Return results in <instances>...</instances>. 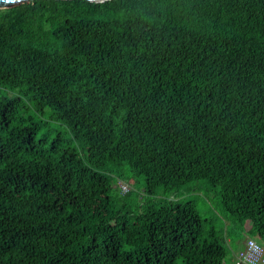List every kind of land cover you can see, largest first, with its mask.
Instances as JSON below:
<instances>
[{
  "label": "trees",
  "instance_id": "obj_1",
  "mask_svg": "<svg viewBox=\"0 0 264 264\" xmlns=\"http://www.w3.org/2000/svg\"><path fill=\"white\" fill-rule=\"evenodd\" d=\"M0 88V264H224L195 204L153 199L197 180L264 233V0L0 10Z\"/></svg>",
  "mask_w": 264,
  "mask_h": 264
},
{
  "label": "rangeland",
  "instance_id": "obj_2",
  "mask_svg": "<svg viewBox=\"0 0 264 264\" xmlns=\"http://www.w3.org/2000/svg\"><path fill=\"white\" fill-rule=\"evenodd\" d=\"M0 92L8 97H14L15 95L14 92L5 88H0ZM50 131H52V135L60 132L67 140H70L68 129L60 123H51ZM68 143H70V147L77 146L73 141ZM80 153L84 155V152L81 151ZM114 181L117 183L114 187H119L121 195H124L121 191V184L128 186L130 190L127 198L128 202L134 203L148 198L145 192L146 183L144 176H137L130 172L126 164L118 168ZM153 199L167 203L195 204L201 218L207 225L214 227L223 236V243L228 250L224 264H236V256L241 249L239 244L241 240L255 239L264 247V233L249 222L241 226L233 224L222 207L219 188L213 189L206 180L189 182L180 188L177 193L172 194H165L163 188H159ZM179 264H182V262Z\"/></svg>",
  "mask_w": 264,
  "mask_h": 264
},
{
  "label": "built area",
  "instance_id": "obj_3",
  "mask_svg": "<svg viewBox=\"0 0 264 264\" xmlns=\"http://www.w3.org/2000/svg\"><path fill=\"white\" fill-rule=\"evenodd\" d=\"M128 186L121 184V191L125 194ZM236 264H264V247L255 239H247L236 256Z\"/></svg>",
  "mask_w": 264,
  "mask_h": 264
},
{
  "label": "water",
  "instance_id": "obj_4",
  "mask_svg": "<svg viewBox=\"0 0 264 264\" xmlns=\"http://www.w3.org/2000/svg\"><path fill=\"white\" fill-rule=\"evenodd\" d=\"M34 0H0V10H7L19 7L23 4H29ZM96 3H103L109 0H88Z\"/></svg>",
  "mask_w": 264,
  "mask_h": 264
},
{
  "label": "crops",
  "instance_id": "obj_5",
  "mask_svg": "<svg viewBox=\"0 0 264 264\" xmlns=\"http://www.w3.org/2000/svg\"><path fill=\"white\" fill-rule=\"evenodd\" d=\"M246 240H247V239H246ZM246 240H241V241L239 242V244H240V248H242V247L244 246Z\"/></svg>",
  "mask_w": 264,
  "mask_h": 264
}]
</instances>
